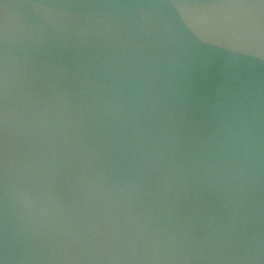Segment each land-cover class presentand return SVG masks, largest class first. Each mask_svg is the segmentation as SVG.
Returning <instances> with one entry per match:
<instances>
[{
  "label": "water",
  "instance_id": "water-1",
  "mask_svg": "<svg viewBox=\"0 0 264 264\" xmlns=\"http://www.w3.org/2000/svg\"><path fill=\"white\" fill-rule=\"evenodd\" d=\"M0 264H264V0H0Z\"/></svg>",
  "mask_w": 264,
  "mask_h": 264
}]
</instances>
